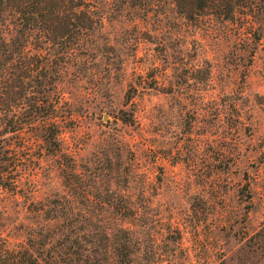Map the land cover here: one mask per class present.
Returning <instances> with one entry per match:
<instances>
[{
	"label": "rangeland",
	"instance_id": "rangeland-1",
	"mask_svg": "<svg viewBox=\"0 0 264 264\" xmlns=\"http://www.w3.org/2000/svg\"><path fill=\"white\" fill-rule=\"evenodd\" d=\"M259 5L248 23L196 27L169 3L144 20L107 16L50 93L64 96L62 151L27 130L35 160L22 181L27 197L0 191V234L16 242L25 228L69 221L83 226L90 263L104 264V232L119 224L112 208L130 206L133 264H264ZM33 194L58 211L38 216Z\"/></svg>",
	"mask_w": 264,
	"mask_h": 264
},
{
	"label": "trees",
	"instance_id": "trees-1",
	"mask_svg": "<svg viewBox=\"0 0 264 264\" xmlns=\"http://www.w3.org/2000/svg\"><path fill=\"white\" fill-rule=\"evenodd\" d=\"M260 1L0 0V191L27 197L22 181L35 164L30 154L32 143L26 138L28 129L41 132L50 153L62 151L66 117L60 104L64 96L58 92L51 99L50 93L56 90L67 67L88 55V51L85 54L80 50L93 46L95 34L107 16L112 18L126 11L124 14L135 21L144 20L150 11L169 3L178 16L194 22L195 27L212 18L235 23L242 18L248 23L252 13L261 10ZM105 45L110 46L108 40ZM132 119V113L122 112L120 116L125 124ZM4 133L11 134L7 142L2 138ZM74 165H67L72 173ZM32 206L38 216L58 211L48 209L34 194L29 204ZM66 212L72 214L73 209ZM111 213L119 224L104 232V264H133L135 241L131 226L125 225L135 215V209L123 206L112 208ZM47 219L50 217H43ZM67 222L25 228L21 230L24 236L21 234L16 242L10 241L9 234H0V264H91L83 226L71 227Z\"/></svg>",
	"mask_w": 264,
	"mask_h": 264
}]
</instances>
